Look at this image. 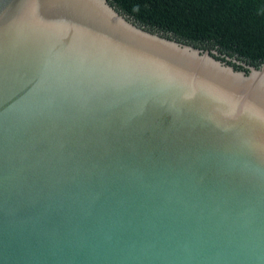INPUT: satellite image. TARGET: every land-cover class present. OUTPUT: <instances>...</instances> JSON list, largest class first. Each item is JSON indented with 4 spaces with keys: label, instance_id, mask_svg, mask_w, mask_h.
<instances>
[{
    "label": "water",
    "instance_id": "1",
    "mask_svg": "<svg viewBox=\"0 0 264 264\" xmlns=\"http://www.w3.org/2000/svg\"><path fill=\"white\" fill-rule=\"evenodd\" d=\"M215 55L0 0V264H264V66Z\"/></svg>",
    "mask_w": 264,
    "mask_h": 264
},
{
    "label": "trees",
    "instance_id": "2",
    "mask_svg": "<svg viewBox=\"0 0 264 264\" xmlns=\"http://www.w3.org/2000/svg\"><path fill=\"white\" fill-rule=\"evenodd\" d=\"M147 30L203 51L237 70L264 66V0H109Z\"/></svg>",
    "mask_w": 264,
    "mask_h": 264
}]
</instances>
